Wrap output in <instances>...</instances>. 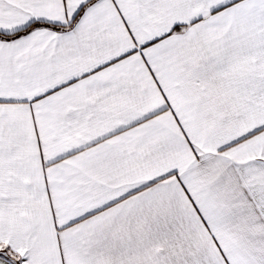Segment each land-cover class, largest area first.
<instances>
[{
    "label": "snow or ice",
    "instance_id": "6c2138e0",
    "mask_svg": "<svg viewBox=\"0 0 264 264\" xmlns=\"http://www.w3.org/2000/svg\"><path fill=\"white\" fill-rule=\"evenodd\" d=\"M0 264H264V0H0Z\"/></svg>",
    "mask_w": 264,
    "mask_h": 264
}]
</instances>
